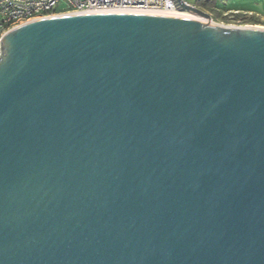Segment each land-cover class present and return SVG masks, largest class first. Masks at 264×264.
<instances>
[{"label": "water", "instance_id": "obj_1", "mask_svg": "<svg viewBox=\"0 0 264 264\" xmlns=\"http://www.w3.org/2000/svg\"><path fill=\"white\" fill-rule=\"evenodd\" d=\"M176 1L2 35L0 264H264V28Z\"/></svg>", "mask_w": 264, "mask_h": 264}, {"label": "built area", "instance_id": "obj_2", "mask_svg": "<svg viewBox=\"0 0 264 264\" xmlns=\"http://www.w3.org/2000/svg\"><path fill=\"white\" fill-rule=\"evenodd\" d=\"M67 8L57 11L61 2ZM176 0H0V38L12 28L33 19L71 12L140 11L159 13L178 9Z\"/></svg>", "mask_w": 264, "mask_h": 264}, {"label": "rangeland", "instance_id": "obj_3", "mask_svg": "<svg viewBox=\"0 0 264 264\" xmlns=\"http://www.w3.org/2000/svg\"><path fill=\"white\" fill-rule=\"evenodd\" d=\"M191 4H195L197 0H185ZM218 5L220 6V8H222V10L224 9L225 11H229V12H234L235 9H239L240 11H242L243 13H249V12H253L256 14H259L258 11L260 12V14L264 15V0H218ZM67 8V3L64 1H61L57 7L56 10L57 11H63ZM224 12V11H223ZM229 21H217L213 18V20L215 22L221 23V24H227L229 26H244V25H248V26H262L264 27V22L263 23H259V24H250V23H246L244 21L243 18H241L240 20L234 21L232 20L234 17V14L229 13Z\"/></svg>", "mask_w": 264, "mask_h": 264}, {"label": "trees", "instance_id": "obj_4", "mask_svg": "<svg viewBox=\"0 0 264 264\" xmlns=\"http://www.w3.org/2000/svg\"><path fill=\"white\" fill-rule=\"evenodd\" d=\"M196 5L209 12L212 18L217 21H229L230 19L228 14L232 13L234 14L232 20L234 21L243 18L246 23L250 24H259L264 22V19H262L260 14L253 12L243 13L239 9H235L234 12H227L224 9L222 10V8L218 5V0H197Z\"/></svg>", "mask_w": 264, "mask_h": 264}, {"label": "bare ground", "instance_id": "obj_5", "mask_svg": "<svg viewBox=\"0 0 264 264\" xmlns=\"http://www.w3.org/2000/svg\"><path fill=\"white\" fill-rule=\"evenodd\" d=\"M159 13H169V14H178V15H189V16H194L196 17L197 15H195L194 13H191V12H185V11H181V10H178V9H167L165 11H162V12H159ZM199 17V16H197ZM201 18V17H200ZM202 19H206L205 17H202ZM259 28H264L262 26H257Z\"/></svg>", "mask_w": 264, "mask_h": 264}, {"label": "crops", "instance_id": "obj_6", "mask_svg": "<svg viewBox=\"0 0 264 264\" xmlns=\"http://www.w3.org/2000/svg\"><path fill=\"white\" fill-rule=\"evenodd\" d=\"M263 10H264V8H263ZM258 13L260 14V12L258 11ZM261 15V17H262V19H264V15L263 14H260Z\"/></svg>", "mask_w": 264, "mask_h": 264}]
</instances>
